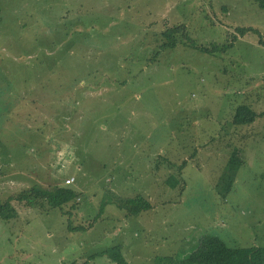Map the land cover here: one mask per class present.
<instances>
[{
	"label": "rangeland",
	"instance_id": "obj_1",
	"mask_svg": "<svg viewBox=\"0 0 264 264\" xmlns=\"http://www.w3.org/2000/svg\"><path fill=\"white\" fill-rule=\"evenodd\" d=\"M0 10V202L33 185L78 193L45 213L12 199L0 264H115L96 255L114 246L127 264H168L205 233L264 247V10L253 0H0ZM176 24L189 42L177 33L163 49ZM241 104L262 113L252 129L231 124ZM114 196L149 208L129 214Z\"/></svg>",
	"mask_w": 264,
	"mask_h": 264
},
{
	"label": "trees",
	"instance_id": "obj_2",
	"mask_svg": "<svg viewBox=\"0 0 264 264\" xmlns=\"http://www.w3.org/2000/svg\"><path fill=\"white\" fill-rule=\"evenodd\" d=\"M253 2L260 9L264 10V0H253ZM0 15L2 16L1 10ZM176 25L177 26H173L172 28H167L162 33V36L166 38V42L161 46L163 49L166 47L174 48L178 42H181L176 38L177 33H181L188 41L186 37L185 26L183 24ZM247 32H253L256 34L258 33L257 30L252 27L236 28V33L239 35V37L244 36ZM237 34L234 36V38H237ZM230 47H232L231 42L224 44L223 46H217V44H213L210 48L196 46V48H199L198 50L208 54H214L215 52L219 51L224 52ZM257 117L258 114L254 110H252L247 105L241 104L235 108L231 119V124L235 126L248 125L254 122ZM185 164V161L182 162V164L178 166L177 170L181 172V169ZM180 184L179 181H176V179L172 177V175H170L169 179L166 180V185H168V187L171 189H176L177 194L181 193L183 190V187H180ZM77 197L78 193L76 189L68 185L58 186L51 191L40 190L34 188L33 185L25 192H21L16 196H9L5 201L0 202V218L7 222L9 219L16 217L17 211L10 204L12 199L24 201L25 204L30 206L40 207V209H37H39L41 213H45L46 211L43 209L44 204L47 205V209L61 208L63 205L72 202ZM113 199V202L117 204L119 208L126 209L127 213L129 214H138L140 211L149 208V204L144 201L141 196L133 198L114 196ZM96 255H106L115 264H127L121 253L120 246L108 248ZM166 261L168 264H264V247H230L226 245V243L218 236L205 233L198 238L195 246L192 248V251L187 256L180 259L169 257L166 259ZM71 264L74 263L72 262Z\"/></svg>",
	"mask_w": 264,
	"mask_h": 264
},
{
	"label": "crops",
	"instance_id": "obj_3",
	"mask_svg": "<svg viewBox=\"0 0 264 264\" xmlns=\"http://www.w3.org/2000/svg\"><path fill=\"white\" fill-rule=\"evenodd\" d=\"M261 116V113L258 115V117H260ZM257 117V118H258ZM256 121V120H255ZM254 122H252L251 124H248V125H246L248 128H250V129H252L253 127H252V124H253ZM233 127H234V125H232Z\"/></svg>",
	"mask_w": 264,
	"mask_h": 264
},
{
	"label": "built area",
	"instance_id": "obj_4",
	"mask_svg": "<svg viewBox=\"0 0 264 264\" xmlns=\"http://www.w3.org/2000/svg\"><path fill=\"white\" fill-rule=\"evenodd\" d=\"M71 180L73 181V178H68V179H66V182L69 183V182H71Z\"/></svg>",
	"mask_w": 264,
	"mask_h": 264
}]
</instances>
